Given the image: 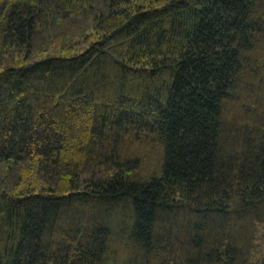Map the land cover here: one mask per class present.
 Returning a JSON list of instances; mask_svg holds the SVG:
<instances>
[{"label": "trees", "instance_id": "obj_1", "mask_svg": "<svg viewBox=\"0 0 264 264\" xmlns=\"http://www.w3.org/2000/svg\"><path fill=\"white\" fill-rule=\"evenodd\" d=\"M0 264H264V0H0Z\"/></svg>", "mask_w": 264, "mask_h": 264}, {"label": "rangeland", "instance_id": "obj_2", "mask_svg": "<svg viewBox=\"0 0 264 264\" xmlns=\"http://www.w3.org/2000/svg\"><path fill=\"white\" fill-rule=\"evenodd\" d=\"M256 238H257L256 239L257 248L258 250H261L263 247V232L261 228H258Z\"/></svg>", "mask_w": 264, "mask_h": 264}]
</instances>
